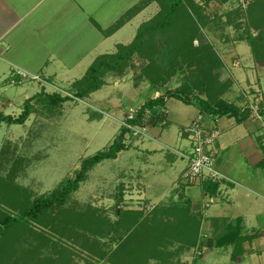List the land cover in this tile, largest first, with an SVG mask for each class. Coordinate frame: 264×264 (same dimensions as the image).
Wrapping results in <instances>:
<instances>
[{"label":"rangeland","instance_id":"rangeland-1","mask_svg":"<svg viewBox=\"0 0 264 264\" xmlns=\"http://www.w3.org/2000/svg\"><path fill=\"white\" fill-rule=\"evenodd\" d=\"M169 1L90 0L93 6L100 4L102 13L94 17L101 19L99 31L108 39L101 51L107 48L109 56L124 51L136 41L140 28L152 25L138 41L141 49L108 73L110 86L92 93V98H76L79 79L65 85L41 78L36 93L27 97L28 104L19 87L0 93V117L20 119L27 111L21 122L0 118V222L8 215L20 216L34 199L59 191L78 172L82 159L107 149L118 138L130 109L164 96L163 105L155 106L158 111H145L141 136L133 138L127 130L124 147L117 152L119 162L102 160L86 172L85 180L63 204L1 231L0 264L264 263V159L254 165L264 157V120L257 116L264 110V0H183L166 24ZM74 17L79 22V15ZM249 34L255 38L252 43ZM10 73L2 76L0 85L8 83ZM170 92H183L211 106L222 100L249 111L234 132V144L225 149L215 144L222 180L228 174L236 182L231 198L235 206L228 207L225 220L215 222L217 230L209 229L212 235L204 229L208 225L201 224V203L203 209L213 202L215 207L227 192L217 190L215 199V194L200 189L201 184L186 186L181 179L184 170L178 178L184 169L180 159L169 170L162 156L163 161L156 162L160 169L156 176L146 170L143 178L134 166L136 154L150 148L144 144L153 135L149 126L153 131L156 124L166 123V108L169 122L163 130L171 141L163 153L184 143L190 148L182 130L200 107ZM52 93L68 99L54 105L46 96ZM109 98L117 104H107L104 100ZM176 112L181 128L170 120ZM208 117L211 127L213 117ZM219 133L218 145L223 140ZM245 134L248 137L242 139ZM248 140L262 150L248 147ZM160 172H166V179L152 183ZM172 179H177L175 191L159 198ZM236 216L242 217L238 227ZM228 228L242 235L214 246Z\"/></svg>","mask_w":264,"mask_h":264},{"label":"crops","instance_id":"crops-1","mask_svg":"<svg viewBox=\"0 0 264 264\" xmlns=\"http://www.w3.org/2000/svg\"><path fill=\"white\" fill-rule=\"evenodd\" d=\"M99 6V3H97V7L95 4L93 6L90 0H0V80L12 68H19L30 74H36L40 76V79H46L49 83L52 81L53 83L57 82L58 84L63 83L67 85L72 84L73 80L82 78L96 57L108 53L105 51L107 48L101 51L103 46L107 44L108 39L106 35L99 31L101 19L94 17V14L101 15L102 13L98 10ZM74 15H77V17L79 15V22H75ZM108 73L104 75L106 77L103 78L105 81V84L102 85L103 87L101 86L96 91L89 93L87 97L90 98L92 93H96L104 87L107 89L110 86L107 85L108 80L106 79L109 75ZM32 82L28 83L25 81L17 85L1 84L0 93L8 87L14 86L19 87V92H22L24 97L27 98L35 94L38 89L37 87L40 85L39 81L33 80ZM113 85L118 86L116 82H113ZM104 101L107 104L109 102L113 105L117 104L111 98ZM0 103L3 102L1 101ZM134 103L136 104V102ZM129 104L134 105L131 102ZM166 107H168L167 104L163 106V109ZM195 107L199 110L198 105H195ZM164 110L168 113L164 114L166 123L163 126L156 124L157 127L153 128V131L152 127L149 126V133H152L154 136L152 135L144 144H149L150 148L147 147L146 151L139 153V155L136 154L138 162L134 166L141 173L142 178L146 170H150V174H155L156 176V171H160L156 162L163 161L164 158L162 156L167 159L169 170L175 167L177 161L180 160L184 161V169L187 166L188 161L185 156L187 153V145H184L186 143L183 144V147L173 148L171 153H163L171 141L167 130H163L168 125L169 119L167 120V117L169 118L170 110L169 108ZM174 114V117L170 120L180 127V122L177 120L179 114L177 112ZM220 117L215 122H212V119L209 122L213 123L219 131L221 130L223 136L220 145H218L216 140L217 149H225L226 145L234 144L235 139L233 135L234 132L239 131L241 122H237L234 117L227 115L222 118ZM246 137H248L246 134L241 136L242 139ZM246 145L261 149L256 143L253 144L251 140H248ZM255 152L257 153L256 150ZM119 155L118 153L116 155L117 158L113 159V161L119 162ZM263 159L264 157L260 160L257 159L258 161L256 160L254 165L260 164ZM184 169L180 170L178 178ZM166 176V172H160L154 178L155 180L151 179V182L153 180L152 183L159 184L166 179ZM226 176L227 180H222L219 183L218 191H221V193L223 191L224 193L227 192V194H230V197L225 194L224 200L220 203L219 199H217L218 195H216L215 199H217L216 204L218 205L212 207V204L215 203L213 202L208 204V208L203 209L202 203L200 206L202 208L201 224L208 225L204 229H206V233H209V235H212L209 229H212V232L214 229L217 230V226L214 225L216 224L215 222L225 220V212L228 207L230 205V207L235 206V202L231 198L235 194L234 184L236 180L228 174ZM176 180L172 179L170 186L167 187L159 198L165 194L168 195L169 192L175 191L174 184ZM145 184H148V181L147 183L145 181ZM226 189L229 190L225 191ZM239 219H242V217H235V224H237V220ZM243 252L247 251L243 250ZM247 253H252V251ZM240 260L237 261L240 262Z\"/></svg>","mask_w":264,"mask_h":264},{"label":"trees","instance_id":"trees-1","mask_svg":"<svg viewBox=\"0 0 264 264\" xmlns=\"http://www.w3.org/2000/svg\"><path fill=\"white\" fill-rule=\"evenodd\" d=\"M183 0H170L168 4H166V13L164 16L165 23L170 22V18L175 17L179 7L182 5ZM152 25H147L142 28H140L137 31V34L135 36L136 41L123 51L119 50L114 56H109L108 54H102L94 59V61L91 63V65L87 68L84 76L80 78L76 83L75 88V96L78 99H83L84 97L88 96L89 93L96 91L99 89L103 84H105L104 81V75L108 72H115L120 67L119 65L122 64V62H125L126 59L131 56L133 52L139 51L141 49L140 37H142V33L150 28ZM249 41L252 43L254 42V36L249 34ZM139 45V46H138ZM140 47V48H139ZM187 91V89H185ZM171 96L176 97L177 99L183 101L186 104H195L200 107V111L203 112L205 115L209 116H231L236 119L237 122H242L248 117L249 111L247 109H240L236 104L234 103H227L225 101H219L216 106H211L206 102L205 100L198 99L197 102L194 99L188 98L184 93L179 92H170ZM48 99L51 103H54V105L57 102H63L68 99L66 96H61L59 93H52V94H46ZM30 99V98H29ZM29 99L25 100V104H28ZM164 103V96H159L155 99H149L146 100V102L143 103L142 106L139 107L137 110V118L134 121H130L132 124L140 125L142 124L143 116L145 114V111H151L155 108V106H161ZM26 108L20 115V119L12 118L10 115L1 116L4 117V119H7L9 122H21L25 116H26ZM264 113V110L263 112ZM0 117V118H1ZM156 117V116H155ZM161 117V116H160ZM19 118V117H18ZM127 132V128L124 126H121L120 134L118 135V138H116L107 149L98 151L94 155H91L89 157H86L81 160L79 165L78 172L70 178L65 185L61 187L59 191L51 192L47 196H42L39 198H36L33 200L30 207L26 208L22 211L20 216H14V215H8L5 216V218L0 222V233L2 230H5L13 225L22 223V220L25 219H38L42 212L53 205H61L63 204L67 197L74 192L77 188L80 182L85 180L86 178V172L91 169L94 165L101 162L104 159H114L116 157L117 152L123 149L124 144L123 137L125 133ZM219 183H211L207 180L203 181L201 183L202 189H204L209 195H216L218 190ZM241 219L237 220L236 226L238 227V224L240 223ZM198 223V221H197ZM230 226V224L226 225ZM225 228V227H224ZM228 232H224L223 235H221L220 238H216L214 244L216 246H223L224 244H229L234 242L237 237L241 236L238 229H235L233 231L231 228H228Z\"/></svg>","mask_w":264,"mask_h":264},{"label":"built area","instance_id":"built-area-1","mask_svg":"<svg viewBox=\"0 0 264 264\" xmlns=\"http://www.w3.org/2000/svg\"><path fill=\"white\" fill-rule=\"evenodd\" d=\"M30 80H40V76L30 74L19 68H12L7 84L17 85ZM129 111L123 121V126L130 131L129 133L133 138H137L144 133L145 129L141 130L140 125L130 122L137 118V110L130 109ZM257 116L264 120V113ZM207 118L209 117L199 111L182 130L190 146L185 154L188 161L187 166L181 175V179L186 186L201 184L205 180L219 182L224 178L219 170L214 150L219 130L213 123H211V127H208L210 123H207ZM217 118L218 116H214L212 122H215ZM137 128L139 129L137 130Z\"/></svg>","mask_w":264,"mask_h":264}]
</instances>
